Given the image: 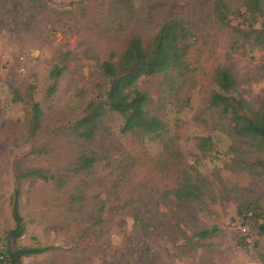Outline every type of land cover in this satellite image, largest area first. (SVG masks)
<instances>
[{"label":"rangeland","instance_id":"obj_1","mask_svg":"<svg viewBox=\"0 0 264 264\" xmlns=\"http://www.w3.org/2000/svg\"><path fill=\"white\" fill-rule=\"evenodd\" d=\"M244 4L0 0V255L32 247L49 250L22 264H264L253 213L239 216L254 201L264 211V144L235 136L209 105L214 72L223 66L236 80L235 96L264 112V49L244 38L251 24ZM171 19L191 32L185 63L134 86L148 94L160 130L123 133L121 117L109 112L93 139L74 135L88 103L105 94L100 64L116 60L131 38L146 45ZM33 104L42 116L31 136ZM91 153L93 167L76 171L77 160ZM17 163L54 180H22L24 233L13 240ZM186 184L200 196L177 199ZM213 228L215 234L195 237Z\"/></svg>","mask_w":264,"mask_h":264},{"label":"trees","instance_id":"obj_2","mask_svg":"<svg viewBox=\"0 0 264 264\" xmlns=\"http://www.w3.org/2000/svg\"><path fill=\"white\" fill-rule=\"evenodd\" d=\"M244 6L243 15L251 18V24L248 26V31L244 33V38L256 47L264 49V4L262 0H245ZM257 19H261L259 29L254 28ZM190 37L191 32L182 20L171 19L162 24L146 45L139 37L131 38L116 60L111 59L100 64L101 75L107 83L105 94L88 103L86 115L72 128L73 134L85 141L93 139L99 132L100 123L109 112L121 117L123 133L145 136L160 130L161 120L151 115L148 110L150 105L148 94L139 92L134 89V86L141 78L181 69L190 49L188 43ZM214 82L216 90L209 98L210 107L217 108L223 116L228 118L235 136L264 144V112L250 110L242 98L235 96L236 80L226 67L220 66L215 70ZM41 116L40 108L37 104H33L28 123L31 136H34L38 130ZM208 144V138L202 139L199 149L206 151ZM96 160L95 153L82 156L77 160L74 168L76 171L90 170ZM27 179L49 181L54 180V177L46 170L21 169L19 163L16 164L15 189L11 196L14 227L8 232L9 239H19L24 233L18 202L21 182ZM60 183L61 181H56L57 185ZM174 194L179 200L200 196L199 188L190 184L178 188ZM244 206L247 212L243 214L240 207L239 216L243 215L246 218V214L253 213V222L264 238V211L256 201L246 203ZM97 221L101 222L100 219ZM217 231V228H213L196 234L195 237L204 239ZM48 250L49 248H10L0 255V264H22V259L43 254Z\"/></svg>","mask_w":264,"mask_h":264}]
</instances>
